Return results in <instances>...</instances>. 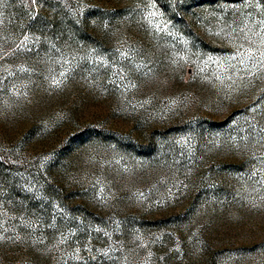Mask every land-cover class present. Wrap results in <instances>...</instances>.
I'll use <instances>...</instances> for the list:
<instances>
[{
    "label": "rangeland",
    "instance_id": "374dc122",
    "mask_svg": "<svg viewBox=\"0 0 264 264\" xmlns=\"http://www.w3.org/2000/svg\"><path fill=\"white\" fill-rule=\"evenodd\" d=\"M0 264H264V0H0Z\"/></svg>",
    "mask_w": 264,
    "mask_h": 264
}]
</instances>
